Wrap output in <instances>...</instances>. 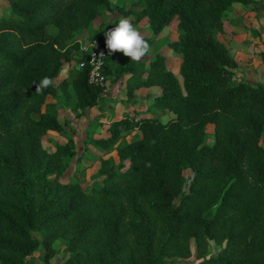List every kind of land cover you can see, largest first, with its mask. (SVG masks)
<instances>
[{"label": "trees", "instance_id": "obj_1", "mask_svg": "<svg viewBox=\"0 0 264 264\" xmlns=\"http://www.w3.org/2000/svg\"><path fill=\"white\" fill-rule=\"evenodd\" d=\"M256 0H6L0 15V264H26L42 248L47 260L64 241L58 264H264V71L254 84L233 82L235 61L219 41L233 4ZM133 26L145 18L158 33L175 18L180 55L175 77L163 54L119 63L108 56L102 72L123 78L125 96L158 88L145 110L109 123L94 147L115 150L117 163L99 160L100 184L83 189L61 179L73 141L45 149L41 137L61 132V92L84 110L104 98L86 69L37 94L35 84L55 78L78 49L76 37L108 10ZM133 15V17H131ZM151 45L152 39L144 37ZM174 118L161 123L155 111ZM212 127L206 142L205 126ZM137 130L139 136L118 141ZM188 168L191 179L182 174ZM214 251V252H213Z\"/></svg>", "mask_w": 264, "mask_h": 264}, {"label": "rangeland", "instance_id": "obj_2", "mask_svg": "<svg viewBox=\"0 0 264 264\" xmlns=\"http://www.w3.org/2000/svg\"><path fill=\"white\" fill-rule=\"evenodd\" d=\"M113 1V0H112ZM131 0H126L125 7L130 8ZM4 0H0V14H8ZM133 17V15L131 16ZM122 18L116 10H108L94 18L90 26L83 30L77 37L79 45L85 46L92 39L93 31L107 29L114 20ZM175 18H172L160 32L153 33L145 18H142L134 26L143 37L152 39L151 51L142 60H148L155 53H161L169 65L175 77L180 81L178 65L180 55L169 48V43L177 39L178 32L175 26ZM105 38V35H103ZM219 41L225 46L228 54L235 61V73L232 81L240 77L252 84L261 81L264 71V0H256L254 3L233 4L225 14L223 30L218 33ZM96 40V39H95ZM119 63H124L125 58L120 52L113 54ZM79 52L76 50L71 60L65 62L59 74L52 79V85L56 86L61 79L72 77L78 70L77 61ZM122 77L115 81L105 76V82L100 87V94L104 98L103 103L80 110L75 107V98H66L61 92L56 96H48L47 101L57 103V119L62 127L61 132L48 131L41 137V144L45 149H52L56 143H64L67 138L73 141V152L71 157L65 158L66 168L61 173V179L77 180L83 189L100 184V174L97 172L99 160L109 158L113 164L117 163L115 150L109 151L94 147L90 140L107 136L108 125L111 121L125 116H134L140 110H145L148 101L158 92L155 86L141 87L134 90L132 101L125 96ZM157 119L161 123L168 122L174 118V114L160 110L155 111ZM206 142L212 140V127L205 126ZM139 136L137 130L124 135L118 141H130ZM260 144L264 148V131L260 136ZM185 181L191 179V171L185 168L182 172ZM54 250L52 256L47 260L42 259V248H38L25 257L26 264H58L66 254L64 241L56 239L52 243ZM214 252V251H213ZM181 264H197V259L192 253Z\"/></svg>", "mask_w": 264, "mask_h": 264}, {"label": "clouds", "instance_id": "obj_3", "mask_svg": "<svg viewBox=\"0 0 264 264\" xmlns=\"http://www.w3.org/2000/svg\"><path fill=\"white\" fill-rule=\"evenodd\" d=\"M105 45L108 50V56L116 52H122L133 62H139L145 58L151 51V45L132 25L127 18H120L119 23L114 28L104 33ZM105 55L100 53V58ZM52 79L49 77L42 78L35 84L37 94H43L44 90L52 85Z\"/></svg>", "mask_w": 264, "mask_h": 264}, {"label": "built area", "instance_id": "obj_4", "mask_svg": "<svg viewBox=\"0 0 264 264\" xmlns=\"http://www.w3.org/2000/svg\"><path fill=\"white\" fill-rule=\"evenodd\" d=\"M79 57L77 66L86 69L87 82L89 84L102 87L105 82V75L102 72L104 57L100 58V53L105 55L104 48L92 39L87 45L78 44Z\"/></svg>", "mask_w": 264, "mask_h": 264}, {"label": "crops", "instance_id": "obj_5", "mask_svg": "<svg viewBox=\"0 0 264 264\" xmlns=\"http://www.w3.org/2000/svg\"><path fill=\"white\" fill-rule=\"evenodd\" d=\"M4 3H5V5H4V7L6 6L7 7V3H6V0H4ZM8 9V8H7ZM1 15V14H0Z\"/></svg>", "mask_w": 264, "mask_h": 264}]
</instances>
